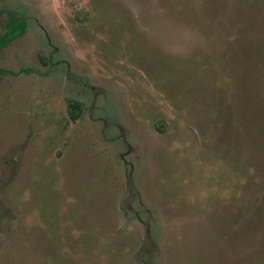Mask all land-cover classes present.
Here are the masks:
<instances>
[{"label":"rangeland","instance_id":"rangeland-1","mask_svg":"<svg viewBox=\"0 0 264 264\" xmlns=\"http://www.w3.org/2000/svg\"><path fill=\"white\" fill-rule=\"evenodd\" d=\"M0 264H264V0H0Z\"/></svg>","mask_w":264,"mask_h":264},{"label":"trees","instance_id":"trees-1","mask_svg":"<svg viewBox=\"0 0 264 264\" xmlns=\"http://www.w3.org/2000/svg\"><path fill=\"white\" fill-rule=\"evenodd\" d=\"M9 19L10 25L16 24L19 28L25 27V22L17 19L14 15L9 14ZM67 112L71 120H77L82 112V104L77 100L67 99Z\"/></svg>","mask_w":264,"mask_h":264}]
</instances>
